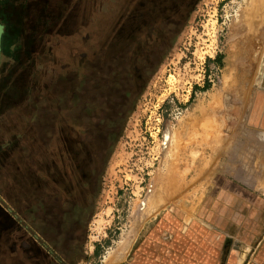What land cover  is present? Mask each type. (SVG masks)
<instances>
[{
  "label": "trees",
  "instance_id": "trees-1",
  "mask_svg": "<svg viewBox=\"0 0 264 264\" xmlns=\"http://www.w3.org/2000/svg\"><path fill=\"white\" fill-rule=\"evenodd\" d=\"M198 1L38 0L27 20L28 0H2L0 114L21 124L0 139V187L66 264L85 258L63 242L85 241L108 160ZM35 247L36 264H61Z\"/></svg>",
  "mask_w": 264,
  "mask_h": 264
},
{
  "label": "crops",
  "instance_id": "crops-1",
  "mask_svg": "<svg viewBox=\"0 0 264 264\" xmlns=\"http://www.w3.org/2000/svg\"><path fill=\"white\" fill-rule=\"evenodd\" d=\"M226 6L220 60L235 76L228 88L235 94L203 99L196 115L197 124L213 129L211 175L178 200L151 194L128 201L115 239L101 245L99 264H264V0ZM242 91L245 98L237 99Z\"/></svg>",
  "mask_w": 264,
  "mask_h": 264
},
{
  "label": "rangeland",
  "instance_id": "rangeland-1",
  "mask_svg": "<svg viewBox=\"0 0 264 264\" xmlns=\"http://www.w3.org/2000/svg\"><path fill=\"white\" fill-rule=\"evenodd\" d=\"M227 1L199 0L150 78L102 175L101 191L94 212L87 220L85 241H81L82 233L77 232L78 239L68 237L63 242L67 247L70 242L82 243L85 258L71 261V264L100 263L101 245L105 248L115 239L131 199L138 201L144 196L157 194L171 202L183 198L188 191L191 193L193 188L197 191L193 186L198 180L204 178L208 181L214 147L213 134L208 132L213 129L207 123H196V115L202 114L197 105L203 99L221 100L224 97L225 100H232L234 92L228 88L233 86L235 76L225 74L220 60L228 19ZM37 3L38 0H28L27 20L34 17ZM7 10L0 0V23L6 20L3 13ZM7 59V56L0 55V78L2 65ZM241 79L245 81V77L241 76ZM244 96V91L236 94L237 99L240 97L243 100ZM7 114L11 120L5 122ZM13 114L9 111L0 114V117L4 116L0 123L5 126H0V139L6 135L10 125L18 123L17 116ZM168 129L171 131L169 140L166 136ZM6 172L4 168L0 174L1 182H4ZM4 187L10 193L7 185ZM196 195L192 192L183 201H192ZM51 207V212H54V205ZM39 210L37 208L34 214L38 215ZM10 211L15 212L60 258L58 252L18 214L0 187V264H36L35 246L43 248ZM96 243L99 245L98 252L89 253L90 246Z\"/></svg>",
  "mask_w": 264,
  "mask_h": 264
},
{
  "label": "water",
  "instance_id": "water-1",
  "mask_svg": "<svg viewBox=\"0 0 264 264\" xmlns=\"http://www.w3.org/2000/svg\"><path fill=\"white\" fill-rule=\"evenodd\" d=\"M3 31V25L0 23V39H1V34ZM1 48V45H0ZM7 207V206H6ZM9 209V208H8ZM10 210V209H9ZM11 215L13 216L14 219L17 220V222H19L21 225H23L25 228H27V230L30 231V233L32 234V236H34L40 243L41 246L52 255V257H54L57 261H59L61 264H66L65 262H63L42 240H40V238H38V236L32 231L30 230L27 225L24 223V221L13 211H10Z\"/></svg>",
  "mask_w": 264,
  "mask_h": 264
},
{
  "label": "bare ground",
  "instance_id": "bare-ground-1",
  "mask_svg": "<svg viewBox=\"0 0 264 264\" xmlns=\"http://www.w3.org/2000/svg\"><path fill=\"white\" fill-rule=\"evenodd\" d=\"M175 139H177V137H175ZM179 143V142H178ZM177 144V143H176ZM178 146V145H177ZM177 151V150H176ZM176 151H174V152H176ZM176 156V155H175ZM173 159V158H172ZM173 161V160H172ZM176 161V160H175ZM174 162V161H173ZM171 164V163H170ZM176 164V163H175ZM170 168V167H169ZM168 175V174H167ZM169 177V176H168ZM170 178V177H169ZM168 180V179H167ZM166 181V180H165ZM172 183V182H171ZM169 185H171V184H169ZM172 191V190H171Z\"/></svg>",
  "mask_w": 264,
  "mask_h": 264
}]
</instances>
